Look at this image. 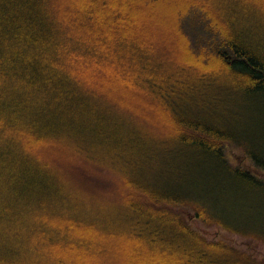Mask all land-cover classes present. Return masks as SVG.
Segmentation results:
<instances>
[{
	"label": "trees",
	"instance_id": "trees-1",
	"mask_svg": "<svg viewBox=\"0 0 264 264\" xmlns=\"http://www.w3.org/2000/svg\"><path fill=\"white\" fill-rule=\"evenodd\" d=\"M144 1L0 0V264H261L190 219L264 242V180L226 154L264 173V0H179L188 36ZM64 160L120 199L80 201Z\"/></svg>",
	"mask_w": 264,
	"mask_h": 264
},
{
	"label": "rangeland",
	"instance_id": "rangeland-1",
	"mask_svg": "<svg viewBox=\"0 0 264 264\" xmlns=\"http://www.w3.org/2000/svg\"><path fill=\"white\" fill-rule=\"evenodd\" d=\"M69 2L70 0H63V3L60 2V5L56 7L58 9L68 12L70 5H73V4H68ZM182 3L183 2L180 3L179 0H146L142 2L140 5V8H138V14H139L138 16L146 15V13H148L147 10L152 9V8L154 10H158V8L161 10L163 9L165 12L164 11L162 12L165 14L167 22L173 24V23L178 22V19H179V22H181L180 23L181 27L182 29H184V24L187 21L186 20L187 15L189 12H191L192 7L191 6L186 7ZM126 10L128 11V9ZM186 11L187 13H184ZM54 14L59 15L58 13H54ZM198 31L199 30L197 29H189L190 35H189V38L186 39V42L189 44L192 50L189 58L190 59L195 58V57L199 58V62H196L197 65H199L201 61L206 60L205 58L207 57L204 53L200 51V48L201 49L210 48V46L208 45V43L205 42V40L200 39L198 37L197 35ZM184 32H185V35L188 36L185 29H184ZM193 40L196 45L194 44ZM199 41H200V44H202L201 46L198 45ZM108 69L109 70L111 69V71L113 72L112 74L117 73L115 72L116 70L114 71L113 68H108ZM134 84L135 83H131L130 86L132 85V87H134L133 86ZM143 107H146V106H143ZM247 138L250 142L254 141V136L252 137L248 136ZM226 154L228 156V161L231 163V165L240 166V167H244L247 169H250L249 166H251L254 173L264 180V173H262L261 171H255L253 169L254 167L252 166V164L247 160V158L244 156V154L242 153L240 149L238 150V148H232L229 146L226 149ZM37 155L39 156V152H37ZM41 155L43 156L47 155L48 160H50L52 153L41 152ZM61 163H65L68 166L58 167L57 165L55 167V164H54L53 167L55 168L57 174L60 175L62 182L67 186L69 191L74 193V195L76 194L80 195L79 196L80 201L84 203H87L88 201L89 203H91L89 207L95 206L96 204L94 203L98 201L117 202L120 199V196H121L120 194H122L123 188L122 186L118 185L117 179L113 176L111 172L104 170L97 166L93 167L85 162L84 163L77 162L75 165H72L67 160H64ZM144 166L147 169L146 171L147 173L150 168V163L145 161ZM176 177H178L177 174L169 173L170 179L176 178ZM226 188H228V186H226ZM255 198L256 200L263 201L264 196H255ZM101 205L104 206L105 203ZM110 206H113V205H110ZM222 206H223L222 204H219L217 207L222 208ZM262 210L264 212V207H262ZM188 211L189 210L184 209L183 215L185 217H188V214H187ZM263 217H264V213H263ZM190 225L196 228L198 232L201 233L207 240L216 241V242H223V241L228 242L230 246L235 247L238 251H243V253L246 254L250 259H252L254 263H256L255 261H257L261 264H264V242L248 241V240H244L246 238H243V237L238 238L236 236H231V234L219 230L218 228H216V226L207 227L201 224V222L198 221L197 219H190ZM94 258L95 260L97 259L96 256H94ZM98 263L105 264L102 261L98 262V259H97V264Z\"/></svg>",
	"mask_w": 264,
	"mask_h": 264
}]
</instances>
